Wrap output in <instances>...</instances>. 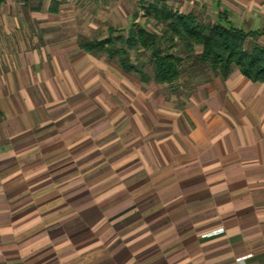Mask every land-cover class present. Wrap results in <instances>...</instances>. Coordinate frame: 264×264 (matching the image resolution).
Returning <instances> with one entry per match:
<instances>
[{
    "label": "crops",
    "instance_id": "1",
    "mask_svg": "<svg viewBox=\"0 0 264 264\" xmlns=\"http://www.w3.org/2000/svg\"><path fill=\"white\" fill-rule=\"evenodd\" d=\"M207 1L264 38V0ZM57 2L0 0V264H264V83L144 84Z\"/></svg>",
    "mask_w": 264,
    "mask_h": 264
},
{
    "label": "trees",
    "instance_id": "2",
    "mask_svg": "<svg viewBox=\"0 0 264 264\" xmlns=\"http://www.w3.org/2000/svg\"><path fill=\"white\" fill-rule=\"evenodd\" d=\"M165 2L154 0V4L147 6H144V0L139 2L145 16H152L155 22L165 24L160 34L133 23L126 34L115 32L114 35V30L109 29L108 38L84 39L78 47L88 54L104 56L110 62L115 60L123 72L135 74L144 84L170 85L186 69L192 66L201 69L207 65L215 77L226 78L232 66H236L251 82L264 83V46L253 42L245 49L246 40H255L259 33L236 29L222 15H218L215 23L207 25L199 22L193 13L183 14L169 9ZM179 45L184 57L171 52ZM144 52L150 56V73L144 71L147 64L138 58V54ZM133 54H136L134 62Z\"/></svg>",
    "mask_w": 264,
    "mask_h": 264
},
{
    "label": "rangeland",
    "instance_id": "3",
    "mask_svg": "<svg viewBox=\"0 0 264 264\" xmlns=\"http://www.w3.org/2000/svg\"><path fill=\"white\" fill-rule=\"evenodd\" d=\"M57 1V6L58 4L60 6H58L60 13L58 15L59 20L56 26L57 38L60 39L69 37L75 40L77 44L84 39L104 40L109 37V29L114 30V35L115 32L116 34H126L129 30V26L133 23L143 27L147 31L156 32L158 34L165 29V24L155 22L152 16H145V11L143 7L140 6L139 0ZM144 1V6L154 4V0ZM165 3L169 9L183 14H187L188 11H190L189 13L195 14L199 22L207 25L216 22V16L211 13V11L214 12V8H212V5L207 0H166ZM253 42L262 46V44H264V38L246 40L245 49H248ZM171 52L173 55L180 57L185 56L180 48V45L175 46ZM196 53H198V50H196ZM135 56L136 54L132 55V61ZM138 58L140 62H145L147 64L144 71L150 73L152 67L149 53L144 52L142 55L138 54ZM112 62L116 63L115 60ZM114 63L113 69H115ZM182 67L180 68V71H182ZM232 67L231 71L234 69L238 70L236 66ZM213 76L214 74L208 65L201 67V69H197L192 66L180 73L179 77L172 84H164V87L174 92H177V90L187 91V88L199 84ZM244 260L245 257H241L235 262H237V264H243Z\"/></svg>",
    "mask_w": 264,
    "mask_h": 264
},
{
    "label": "built area",
    "instance_id": "4",
    "mask_svg": "<svg viewBox=\"0 0 264 264\" xmlns=\"http://www.w3.org/2000/svg\"><path fill=\"white\" fill-rule=\"evenodd\" d=\"M240 260H242V259H240Z\"/></svg>",
    "mask_w": 264,
    "mask_h": 264
}]
</instances>
